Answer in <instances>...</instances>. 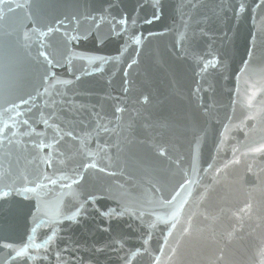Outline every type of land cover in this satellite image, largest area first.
Returning <instances> with one entry per match:
<instances>
[{
  "label": "water",
  "instance_id": "95a60500",
  "mask_svg": "<svg viewBox=\"0 0 264 264\" xmlns=\"http://www.w3.org/2000/svg\"><path fill=\"white\" fill-rule=\"evenodd\" d=\"M0 264H264V0H0Z\"/></svg>",
  "mask_w": 264,
  "mask_h": 264
},
{
  "label": "snow or ice",
  "instance_id": "6c2138e0",
  "mask_svg": "<svg viewBox=\"0 0 264 264\" xmlns=\"http://www.w3.org/2000/svg\"><path fill=\"white\" fill-rule=\"evenodd\" d=\"M157 6L159 7V0H157ZM152 19L154 20V19H159V16L158 15H154L153 17H152ZM147 23H151L152 22V20H148V21H146ZM121 23L122 24H127V18L125 17L124 19H122L121 20ZM149 35H152L151 33H149ZM135 43L136 44H140V42H141V37L140 36H136L135 38ZM90 62H91V60H90ZM102 70V69H101ZM117 111L119 112V111H122L121 109H117ZM93 155H95V153H93ZM53 183H55V181H53ZM73 183H76V181L75 180H73ZM27 198V197H26ZM94 198L93 197H89V200H93ZM83 204H81V206H80V208H78L75 212H73L70 216H67V217H64L65 219H68V220H72V221H75L76 220V218L81 214V209L83 208ZM57 215H59V213H57ZM103 215H105V216H109L110 215V212L107 210V211H105L104 213H103ZM54 236H55V233H53V238H54Z\"/></svg>",
  "mask_w": 264,
  "mask_h": 264
}]
</instances>
